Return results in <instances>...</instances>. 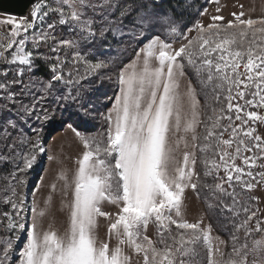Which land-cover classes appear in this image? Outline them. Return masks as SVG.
Returning a JSON list of instances; mask_svg holds the SVG:
<instances>
[{
    "label": "snow or ice",
    "instance_id": "obj_1",
    "mask_svg": "<svg viewBox=\"0 0 264 264\" xmlns=\"http://www.w3.org/2000/svg\"><path fill=\"white\" fill-rule=\"evenodd\" d=\"M61 2L69 12H65L63 7L51 8L49 11L62 17L59 21L61 24L78 27L82 39L94 38L96 32L93 26L97 22L83 19L84 13L78 10L85 5V0ZM160 2L132 0L127 5L118 6L119 15L115 19L105 16L103 26L99 29L101 38L111 31L113 36H127L130 43L135 42L137 60L127 66L111 58L93 62L90 57L94 54L82 52L76 39L61 38L57 42L54 36L50 37L43 29L38 35L34 33L32 36L36 48L51 38L58 45L52 48L53 53L64 47L74 49L73 63H82L89 75L110 69L119 89L114 98L106 97L112 101V107L106 113H100L101 119L108 125L105 135L86 136L72 123L67 124L85 150L71 179L63 166L56 177L63 181L61 203L67 212L69 225L64 236H58L54 231L42 234L37 231V217H44L46 212H51L49 205L52 192L56 190L55 180L49 182L51 191L44 201V207H40L36 199L37 192L44 187V176L40 177V183L32 193L31 204L25 203L26 196L23 193L29 182V174L42 155H47L50 162L62 165L57 156L49 154L50 149L44 146L43 138V129L55 118L56 108L63 104L64 110H67L69 104H75V114L87 117L96 110L95 105L83 95L80 80L71 78L70 74L65 79V62L59 55L54 60L48 58L50 79L43 82L41 95H32L31 102L24 104L23 98L31 95L30 90L34 86L41 84L39 78L32 76L27 83L23 80L25 72L39 70L36 61L41 58L39 52L25 49L27 33L34 28L36 19L42 21L48 15V11L44 10L47 5L36 3L31 11L32 20L24 18L17 23V18L11 14L0 20V24L11 27L7 43H0V60L10 64L18 62L13 78L0 80V93H4L0 98L12 102V107L8 103L0 105V163L12 166L2 178L5 183L0 184V193L3 194L0 202L10 205L12 212H3L0 216L9 220L7 227L12 232H22L26 228L22 213L26 209L32 213L26 243L18 253L20 264H130V257L123 252L124 245L135 253H142L143 264H191L198 255L196 248L201 242L207 246V264H249V254L254 257L251 264H264V248L249 249L246 244L238 248L235 246V235L232 236L233 250L229 258L214 260L211 224L202 226L203 217L190 223L182 216L185 189L190 187L199 194L200 188H207L214 194L219 193L216 195L217 200H220V196L232 199L231 204L220 200L222 212L238 215L235 209L241 204L246 219L234 227L237 230L245 229L246 235L251 231L247 225L256 212L252 211L248 215L249 208L242 201L264 199V189L257 187V184H264V171L254 175L253 171H245L244 167L237 165L235 160L240 158L245 166L252 168L256 166L258 158H264V137L257 134L255 127L248 126L249 121L264 124V115L257 111H245L247 106L264 109V18L245 19L242 18L243 13H233L234 19L224 21L221 16H213L207 26L196 23L197 35L189 37L186 32L192 31L189 27L192 22L183 19V11L178 6L170 9L158 7ZM129 16L131 19L128 24H124V19ZM47 28L54 29V24H48ZM21 32L25 33V37L17 41ZM170 34H175L178 47L174 48L171 43L161 39V36ZM14 44L18 47L10 53L11 59L8 60L6 51L13 49ZM213 53L219 54L218 61L214 62ZM245 57V72L241 73L238 69ZM228 70L232 76L227 74ZM221 73L223 75H219ZM7 75L8 70L0 72V76L6 78ZM242 76L246 79H241ZM114 77L108 75L101 77V80H113ZM214 80L220 81L215 85L217 88H223L225 81L236 87V96L232 95L231 87L228 88L227 112L234 111L235 119L241 123L233 125L232 116H225L223 107L219 109V114L213 109L203 122L204 133L197 135L196 126L201 123L197 111V89L203 91ZM181 81L185 82L183 92L180 91ZM60 83L67 87L66 92L56 89ZM241 84L246 88L254 84L255 90L248 93L251 99H245V91L239 90ZM14 86L19 87L18 92L13 91ZM57 91L59 95L55 94ZM49 96L53 97L55 106L45 108L42 101ZM237 98L245 99L244 106L233 104L232 101ZM214 99L219 100V96ZM38 104L41 107L37 108ZM205 106H208L207 96ZM242 112L244 115L240 114ZM71 118L70 115L67 119ZM27 119H34L38 125L30 128L31 134L20 128V123ZM222 119H227L229 123L221 124ZM181 129L185 133L191 132L194 142L192 152H183L182 164L175 159V148L171 143V136ZM228 130L231 137L223 139V132ZM197 141H202L199 145L201 153L209 150L213 152L212 158L203 156L201 163L204 165L203 176L215 175L219 180L215 184H202L200 181V173L196 170ZM234 141L235 151L230 153L226 149ZM253 149L260 153V157L242 154ZM217 153L219 160L214 158ZM259 167L264 169V164ZM221 169L226 173V179L219 177ZM245 176L252 179H244ZM257 176L259 180L253 183L252 180ZM233 181L243 189H256V192L241 195L236 192ZM225 183L232 187L231 192L225 189ZM103 202L116 205V212L104 211L101 207ZM214 208V204H208L209 211ZM172 213L179 219L174 218ZM98 217L107 220V232L118 242L114 248H110L107 241L98 242L95 235ZM150 222L157 226L156 242L145 234ZM172 225L176 226L178 236L173 234ZM256 227L264 232L261 221H256ZM157 243L161 247H156ZM12 250V241L8 239L5 246L0 248V264H11Z\"/></svg>",
    "mask_w": 264,
    "mask_h": 264
},
{
    "label": "rangeland",
    "instance_id": "obj_2",
    "mask_svg": "<svg viewBox=\"0 0 264 264\" xmlns=\"http://www.w3.org/2000/svg\"><path fill=\"white\" fill-rule=\"evenodd\" d=\"M162 1V0H161ZM181 3H175L174 6H178L184 13L183 19L189 20L192 23L189 25L192 28L191 32H186V35L189 37H195L197 35L195 31V24L200 23L207 26L212 22L213 16H221L224 18V21L234 19L233 13L240 14L243 13L242 18H252V19H260L264 18V0H179ZM132 0H85V5L78 9L79 11L84 13L83 19H92L97 22L93 26V30L96 32V36L90 40H85L81 38V33L78 27H72L70 24L65 23L61 24L59 21L62 18L58 13L49 11L51 8L63 7L65 12H69L70 10L66 5H63L61 0H36L35 3L30 7L29 11L25 16L17 17V23H19L22 19L27 18L28 20H32L31 11L33 10L36 3H42L47 5L44 9L48 11V15L43 18L35 20V26L33 29H29L27 33V40L25 44L26 50H31L34 53L39 52L41 54V58L36 61V63L42 68V71L39 70L33 73L25 72L23 80L25 83L28 82L29 77L39 78L41 84L34 86L30 91L31 95L25 96L23 98L24 104H29L31 102V96L35 95L39 97L41 95L40 88L43 86V82H46L50 79V72L48 71V58L55 59L56 55H59L61 60H63L64 68L63 73L65 79L69 78V74L71 78L75 80H80V84L82 86L83 95L85 98L91 100L95 105V111L91 112L89 116L84 117L81 115L75 114V104H69L67 110H64L65 106L61 104L56 108L55 118L51 123L46 124L43 129V138H44V146L50 149L51 155H55L59 158V161H62V165L59 162H50L47 159V155H42L39 158L38 164L34 167L32 172L29 174V182L27 184L26 189H24V195L26 196V204H31L32 202V193L36 191V185L40 183V177L44 176V187L41 191L37 192L36 199L40 204V207H44V201L47 199L49 192L51 191L48 187L49 182L55 180L56 190L52 197L51 204L49 208L51 212H46L44 217H37V231L41 234L47 231H54L58 236H64L66 229L68 228V219L67 212L64 209L61 201H62V191L63 181L56 179L59 175V169L61 166L68 170V176L71 179L75 171L78 169V161L82 158V153L85 150L82 142L78 137H73L72 129L67 127L68 123H72L73 127L77 128L82 134L86 136H100L104 135V129L106 128L105 122L101 119L100 113H106L109 109V105L112 104L111 100L106 99V97H113L115 90L117 89V84L115 81L114 73L110 71V69L100 70L97 75H89L85 72V66L81 64L73 63V51L74 49L64 47L60 48L57 53H53L52 48L57 47L58 45L53 42L51 38L48 39L46 43H40L39 47L36 48L33 45L32 36L33 34H39L41 29L49 34L50 37L54 36L56 41L58 42L61 38L63 39H76L79 41V48L82 52L93 53L94 55L90 57V59L95 62L96 59L102 58H111L117 62L122 63L124 66L129 65L133 61L137 60V56L135 55L134 49L136 47L135 42H129V38L127 36L119 37L113 36L112 32L109 31L105 33V36L101 38L99 36V29L103 26L104 18L107 16L108 19H115L116 16L119 15L118 6L127 5L131 3ZM181 5V6H179ZM158 7L161 6V2ZM115 8V10H114ZM164 8V7H163ZM135 13H133L134 15ZM7 14L0 13V20L6 19ZM131 16L126 17L123 21L124 24H128ZM48 24H54V29L49 30L47 28ZM11 33V27L8 25L0 24V43H7ZM7 34V35H6ZM25 37V33L21 32L20 36L17 37V41L21 38ZM161 39L165 40L168 43H171L174 48L178 47V41L175 39V34H170L168 36H161ZM180 39H183L181 37ZM186 42V41H185ZM18 47L17 44L13 45V49H9L6 51V56L8 60L11 59L10 53L15 51ZM212 58L215 61L219 60V54L213 53ZM227 58V57H226ZM246 62V57L241 62V66L238 69L239 72H245L243 68V63ZM18 67V62L16 64H10L7 61L0 60V72L4 70H8L7 77L0 76V80H11L13 78V71ZM229 76L233 74L230 70L227 71ZM254 74V73H253ZM108 75H113V80L103 79L101 77H106ZM223 75V73L219 74ZM80 77H84L80 79ZM241 79H246L245 77H241ZM219 80H214L212 84H210L207 88H205L204 95L208 96V94L214 91V95H221V99L226 101L225 107H223L225 111V116L231 115L233 125H239L241 123L240 120H236V113L233 111L231 113L227 112V96H228V88L231 87L232 95L236 96L237 89L235 86H230L229 82H224L223 88H217L215 85L219 84ZM247 83L252 84V82L248 81ZM56 89H62L63 91H67V87L63 84H57ZM239 90H243L246 93L245 99H251V96L248 95L251 91L255 90L254 84L251 88H246L244 84L239 86ZM13 91L18 92L19 87L14 86ZM55 91V90H54ZM56 95H59L60 92H55ZM4 93H0V97H2ZM214 96V97H215ZM209 99V97H208ZM245 99H235L233 100V104L239 103L242 106L245 104ZM5 103L9 104V107H12V102H7L4 99L0 98V105ZM42 106L48 108L49 106H55V101L52 96L47 97L42 101ZM41 107V105H37V108ZM217 110V114H219L220 107H215ZM203 109L204 104L202 101V117H203ZM245 111H257L259 114L264 115V109L259 107L247 106L245 107ZM15 109H13V118ZM244 115V113H240ZM71 115V119H67ZM229 121L227 119H222L221 124L227 125ZM37 123L34 119H27L26 122L20 123V128L26 132L31 134L30 128L37 127ZM248 126L255 127L257 134L264 137V124H261L258 121H249ZM55 129H59L57 132L50 135L52 131ZM61 131H64V134H59ZM219 131V130H218ZM203 134V131H202ZM242 135V134H241ZM231 137L230 130L223 132V139H229ZM244 139L247 140L246 137ZM202 141H197L196 147V156L197 151L199 152V145ZM235 141L230 148L226 150L230 153H234L235 151ZM205 153H202V155ZM245 156L256 155L260 157V153L253 149L252 152H242ZM183 157V154L181 155ZM206 156L209 158L213 157V152L209 150L206 152ZM175 157V156H174ZM219 160V154L217 153L214 157ZM45 159V163H44ZM175 159L182 164L183 159L181 157H175ZM235 163L241 167L245 168V171L251 170L254 175L260 171H264L259 165L264 164V158H258L255 167L249 168L243 164L242 159L237 158ZM11 164L9 163H0V184L5 183L4 176H6L7 172L11 170ZM41 170L38 179L34 181V176L36 172ZM197 170V165H196ZM235 175V173H234ZM214 176V183L219 182V180ZM219 177L226 179V173L223 169L219 172ZM244 179H252L247 176ZM259 180L257 176L255 180H252L253 183H256ZM33 184V187L30 185ZM233 185L235 186L236 192L241 195H251L252 192H256V189L251 191L243 189L239 185H235V181H233ZM224 187L227 191L231 192L232 187H230L227 183L224 184ZM258 188L264 189V184H257ZM216 202L219 204L218 212L220 214L228 217L230 219V225L233 227L229 232H221L219 228L214 227L207 218L206 211L201 199L198 197L196 192H194L190 187L185 189V198L183 200L182 206V216L190 223H195L201 217H203L202 226H207L211 224V236L213 237V259L220 261L222 259H228L229 254L232 253L233 250V240L232 236L235 235L237 237L236 247H240L241 245H247L249 249L253 247H257L258 249L264 248V232L257 230L256 221H261V228H264V199L260 201H246L243 202L249 208L248 215L251 214L252 211L256 212V216L252 218L248 222L247 228L251 229L245 234V229L241 228L237 230L234 225L241 224L246 219V214L242 211L241 204L236 206L235 212L238 215H234L233 212L221 211L222 204L220 200H223L224 203L231 204L232 199L230 197L220 196V200L216 199V195L219 193H213ZM258 195V193H257ZM3 194L0 193V201H2ZM239 199V197H238ZM104 211L115 213L117 210V206L110 204L109 202H103L101 205ZM3 212H12L10 205H5L3 202H0V213ZM173 217L179 219L175 216V213H172ZM23 219L26 222V228L22 232H12L7 225L9 224V220H5L2 216H0V248L5 246V242L8 239H11L13 244V250L10 255L11 264H20L19 262V250L26 243L27 237V229L31 222L32 213L30 210L26 209L24 213H22ZM102 222V224H101ZM103 223L105 225H103ZM217 223L219 220L217 218ZM108 222L103 217L97 218V225L95 231H99L102 234L101 239H97L100 241H107L109 239H114V236L109 235L107 232ZM173 232H177L176 226H171ZM145 234L151 238L154 242L157 241V226L154 223H149L148 228L145 230ZM179 235V234H178ZM177 235V236H178ZM18 237V239H17ZM187 238V235H186ZM218 238V240L216 239ZM219 241H223L224 243H219ZM171 243V241H168ZM117 245V240H116ZM156 247H161L158 243L155 245ZM123 252L125 255L130 257V264H143V254L135 253L133 249L128 247L127 245L122 246ZM218 248V251L216 249ZM198 255L191 261V264H207V246L202 242L196 248ZM254 259L252 254L247 256V260L249 264Z\"/></svg>",
    "mask_w": 264,
    "mask_h": 264
},
{
    "label": "trees",
    "instance_id": "obj_3",
    "mask_svg": "<svg viewBox=\"0 0 264 264\" xmlns=\"http://www.w3.org/2000/svg\"><path fill=\"white\" fill-rule=\"evenodd\" d=\"M175 3L180 4L181 2L179 0H162L161 6H163L166 9H170L172 6H174ZM179 6H181V5H179ZM40 70L42 71V68H40ZM204 92H205L204 89H203V91H201L200 89H197V93L200 96V98L204 104L203 117L201 120V129H200L199 135L202 134V131L204 133V123L203 122L206 121L207 115H211L212 110L216 109L215 107H217V106H219L220 108L225 107V104H226V101L222 100L221 95H218V93H217V95L219 96V100H215L214 99V96H215L214 91H212L207 96V98L209 97V99H208V106L206 107L205 106V96L206 95H204ZM106 131H107V129L105 128L104 129V135L106 134ZM205 155H206V153H205ZM205 155L204 154L202 155L200 150H199V152L197 151V171L200 173V181L202 184H213L215 181L214 176H208V177L203 176L204 165L201 163V160H202L203 156H205ZM197 195L201 199V201L204 205L208 220L210 221V223L214 227L216 226L223 233L229 232L231 229H233V227L230 225V219L228 217L220 214V212H218L219 204L216 202L214 195H212V192H210L207 188H200L199 194H197ZM209 203H212L215 205V208L212 211H209V209H208ZM217 218L219 220V223H217ZM181 231H183V230H181ZM173 234L178 235L179 233L173 232ZM157 240H158V235H157Z\"/></svg>",
    "mask_w": 264,
    "mask_h": 264
},
{
    "label": "crops",
    "instance_id": "obj_4",
    "mask_svg": "<svg viewBox=\"0 0 264 264\" xmlns=\"http://www.w3.org/2000/svg\"><path fill=\"white\" fill-rule=\"evenodd\" d=\"M184 84L185 82L184 81H181L180 82V91L183 92L184 91ZM119 91L118 87L117 89L115 90V93L113 94V98L115 96V94H117ZM197 101H198V107H197V111L199 113V120L201 121L202 120V100L200 98V96L198 95L197 93ZM112 107V104L109 105L108 109H110ZM108 128V125L106 124V129ZM200 129H201V123H199L197 126H196V134L199 135L200 133ZM73 133V137H77L75 135L74 132ZM59 134H64V131H61ZM171 143L174 145V152H173V155L175 157H181L183 159V157L181 156L183 154L184 151H189V152H192L193 151V140H192V133L191 132H188V133H185L183 131V129H181L179 132H176L174 133L172 136H171ZM187 145V147H186ZM196 151V150H195ZM55 193L52 192V197H54ZM102 224V222H101ZM103 225H105L103 223ZM95 235L97 237V239H101L102 237V234L101 232L99 231H95ZM108 243H109V247L110 248H114L116 246V239H109L108 240ZM118 243V242H117Z\"/></svg>",
    "mask_w": 264,
    "mask_h": 264
},
{
    "label": "water",
    "instance_id": "obj_5",
    "mask_svg": "<svg viewBox=\"0 0 264 264\" xmlns=\"http://www.w3.org/2000/svg\"><path fill=\"white\" fill-rule=\"evenodd\" d=\"M36 0H0V13L2 14H11L13 16L22 17L27 14L30 7L35 3ZM59 129H55L50 133L53 134L57 132ZM45 163V159H44ZM42 169H39L35 176L34 181L38 179ZM33 187V184L30 185Z\"/></svg>",
    "mask_w": 264,
    "mask_h": 264
}]
</instances>
